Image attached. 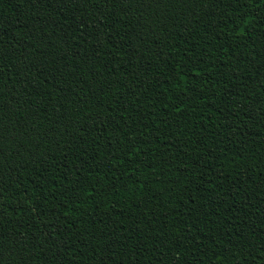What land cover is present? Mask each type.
Wrapping results in <instances>:
<instances>
[{
    "label": "trees",
    "instance_id": "16d2710c",
    "mask_svg": "<svg viewBox=\"0 0 264 264\" xmlns=\"http://www.w3.org/2000/svg\"><path fill=\"white\" fill-rule=\"evenodd\" d=\"M0 264H264V0H0Z\"/></svg>",
    "mask_w": 264,
    "mask_h": 264
}]
</instances>
